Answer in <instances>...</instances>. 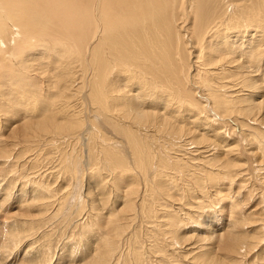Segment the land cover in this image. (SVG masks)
I'll return each instance as SVG.
<instances>
[{
    "label": "bare ground",
    "instance_id": "6f19581e",
    "mask_svg": "<svg viewBox=\"0 0 264 264\" xmlns=\"http://www.w3.org/2000/svg\"><path fill=\"white\" fill-rule=\"evenodd\" d=\"M90 1L0 0V22L3 26L7 23L13 31L15 28L17 36L14 40L13 35L9 37L3 30L6 35L3 36L0 32V40L4 45L6 42L11 45L12 42L14 47L17 42L29 44L28 46L38 44L48 35L52 37L54 30L63 34L60 27L77 31L82 26V17L86 13L90 16V9L94 11L95 26L98 30L105 31L99 33L97 42L88 47L89 51H85V54L88 52L86 60L83 50H78L75 58L83 66L86 65L87 79L82 80L81 86V90L85 92L86 103H90L94 108L96 106L97 111L109 123L108 140L105 137L106 132L102 131L100 136L99 131L96 134L92 132L90 127L94 124L93 119L89 120L82 116V111H76L77 103L68 97V93H63L67 86L69 87L67 83L70 78V70L68 71V67L62 62L68 57L65 54L50 55L51 57L47 58L41 53L40 58L34 60L39 63L37 69H42V72L47 69V65L53 67L51 74H55L57 91L54 95L49 94L48 99L37 96L33 89L18 87L19 90L12 89V92H7L8 88H2L0 182L3 181V184L0 186V250H4L1 252L6 253L3 254L6 258L13 255L28 238H35V232L51 226V220L55 216L62 217L61 224L72 225L73 214H79L78 204L69 217L65 212L72 202L71 199L78 195L76 190L80 178L88 179V183L85 192L86 204L82 210L80 208L79 216L83 214L90 222L85 223L86 226L78 225L81 227L77 228L78 231L84 233L102 224L109 230V234L104 237H97L92 232L88 233L90 236H86L90 237L88 243L94 254L88 264H110L112 261L118 264L120 253L126 255L125 259L129 264H142V252L145 250L142 248L144 251H141L143 243L138 241L136 232L139 231L134 227L140 224H143L147 231L150 230V233L156 231L159 240L169 249H173L174 244L177 248L183 246L184 249L189 236L180 235L182 229L178 226L180 222L175 213L177 207L174 208L173 203L175 194L182 191L183 195L188 196L196 190L206 196L208 193L205 188L208 185L210 188L214 187L216 197H211L212 201H216L219 200L218 192L221 190L219 186L222 181L231 183L236 176L224 174L225 177L228 176L224 179L220 177L219 169L216 173L205 171L202 174L198 169H192L191 174L188 172L192 168L191 162L183 157V153L189 154L188 148H184V143L193 134L190 130L191 124L196 133L197 129L202 131L206 126L211 128L214 123L206 116L208 113L204 114L205 106L195 100L191 92L193 86H206L204 89L209 92L210 106L216 115H239V120L242 119L237 121L239 129L246 131L247 127L250 128L247 130L248 140L249 136L257 134L258 131L257 128L251 127L256 121L255 118L251 120L253 116L250 114L253 113V104L256 103L252 99L253 96L258 97L256 93L264 91L263 84L254 91L255 83H258L260 78L256 75V68L259 66L257 64L264 60V50L261 49L264 44L258 40V37L264 40V0H95L94 7L90 6ZM64 31L66 32L65 29ZM246 31L249 32L248 35ZM203 70L205 74L199 77V72ZM224 81L225 84L222 85ZM70 83L73 84V81ZM233 83L239 84L238 87L242 88L240 90L247 93L232 99L227 86L230 84L233 89ZM234 91L239 90L236 88ZM240 106H244L241 111ZM17 109H22L24 114H20ZM243 117H248V121ZM190 119L193 120L189 121ZM75 127L76 131L70 132ZM101 127L104 129V126ZM211 131L214 137H224L218 128ZM64 133H71V136L63 137ZM65 138L73 139L79 144L78 147L81 145L84 148V152H81L84 156L77 153L65 159ZM187 140L198 144L203 140V136ZM259 150L261 149L257 152ZM179 153H182V158L173 156ZM227 155L226 153L225 156ZM262 155L261 153V157ZM11 158L14 166H20L19 172L21 170V173L25 172L26 175L36 173L37 180L32 177L35 180L30 182L28 178V185L27 182L21 181V176L10 178L12 173L9 180L8 176L7 179L3 177L6 171L1 168L2 165L5 166L3 162ZM210 164L212 167L216 166ZM55 166L59 170L52 173L56 171V174H48L47 168L51 167L49 170H53ZM224 167L229 173L233 165L226 163ZM176 171L179 178L175 176ZM75 174L79 177L76 178ZM54 179H58L56 183L61 185V190L59 186L54 187L56 184L53 186ZM68 179H71L70 185L67 184ZM18 181L22 184L17 187L19 200L16 205L10 204L11 208H6V214H3L4 205L17 197L15 188ZM188 182L194 183V188H188ZM118 201L122 206H114L115 209L111 210ZM161 201L165 202V209L167 206L172 209L171 213L167 211L169 214H161L164 212ZM108 204L109 211L104 222H101L99 211L107 209ZM57 205L60 209L57 208L59 211L55 214L57 209H53ZM230 208L234 209L232 216L236 217L231 226H228L233 230L224 229L219 234L213 232V247L205 248L206 251L198 247L197 253L193 254L196 256L194 263L201 260L199 264H222L223 261L216 258L219 246L222 251L234 253L238 252L239 246L246 245L245 242L242 243L244 236L238 228L246 224L243 218L246 213L239 211L241 208L234 205V199L230 201ZM151 223L156 224L150 228L148 225ZM86 227H89L88 230ZM41 230L39 232H42ZM256 239L259 242L258 236ZM31 245L26 247L27 250L19 263H46L47 252L41 249L44 246L32 249ZM153 248L159 250L161 247L154 245ZM186 251L194 252L191 249ZM67 252L62 253V258L70 257ZM150 254H147V257ZM71 257L73 258L72 255ZM4 262L3 259L0 264ZM80 262L83 260L80 259ZM13 263L19 264L17 259H14Z\"/></svg>",
    "mask_w": 264,
    "mask_h": 264
},
{
    "label": "rangeland",
    "instance_id": "374dc122",
    "mask_svg": "<svg viewBox=\"0 0 264 264\" xmlns=\"http://www.w3.org/2000/svg\"><path fill=\"white\" fill-rule=\"evenodd\" d=\"M174 1H176V0H174ZM9 3H10V1L7 2V4H9ZM95 3H96L95 0H91L90 6L94 7ZM5 9H6V7H5ZM6 11H7V9H6ZM182 12L183 11H181V13ZM93 13H94V11H92L90 9V16H89V14L86 13V15L82 17L81 24H80V26L81 25L82 26L79 30L69 31L65 27H60L62 29L63 34H59V33H57L58 31L54 30L52 32V37L50 35H48L47 38L46 37L43 38V41H41L38 44L36 43L38 46L36 44L28 46L29 44L24 45V44H22V42L18 43L16 41L17 44L14 47V45L12 46V42L10 45L9 43L6 42L5 38H3V40L6 42L5 45L2 44L3 41L0 40V52H1L0 53V91H2L3 87H5L6 89L8 88L7 92H10V91L12 92V89L19 90L18 87H21V89L23 88V89H27V90L33 89L36 91L35 94L37 96L41 95L40 97L43 99L49 97V94L50 95H54V93L56 94V91H57L56 90L57 89V82L55 79L56 77H55V74H51L53 71V67L51 65L50 66L47 65V69L44 72H42V69H40V70L37 69L38 66H40V65L37 61L34 62V60L36 58H40L41 53L45 54L44 56H46L47 58H49L51 56H59V55L65 54L68 57H66L67 59L66 58L63 59L62 62H63V65L65 64L68 67V71L70 70L69 71L70 73L68 72V74H70L69 75L70 78H69L68 83H67V84H69V87L67 86V88L64 90L63 93H66V95L68 93L69 94L68 97L73 98L74 103H77L76 111L80 110V111H82V116H85V118H87L89 120H91V118L93 119V121H94L93 126L94 127L92 125H91L92 128L90 127V129H92V132H94L96 134L99 131V136H100V133H102V131H103V133L106 132L105 137H106V139L109 140V123H107L105 121L106 119L104 118V116L100 112L97 111L96 106L94 108V106H91L90 103H86V101H85L86 97L84 95L85 92H83V90H81V86L83 85L82 80L87 79L86 65L83 66L75 58V54L77 55L78 50H83L84 56H85L84 59L86 60V57H88V54H87L88 52H86V54H85V51H89L88 47L91 44L97 42V39L100 36L99 33L105 31L104 29H102V30L97 29V27L95 26L96 19L93 18ZM4 15H5V13H4ZM0 27H1L0 32L3 34V36H5L6 34H8L7 36H9V37L13 35L14 40L16 39L17 36L15 33V28L13 31L12 29H10V26L8 27L7 23L3 26L1 24V22H0ZM103 28H104V26H103ZM64 29L66 30V32L64 31ZM3 30L6 31V34ZM97 31H98V35L96 36ZM248 33L249 32H247L246 34L248 35ZM7 36H6V38H7ZM44 39H45V41H44ZM261 39H262V37H260V38L258 37L259 42L264 44V40L262 39L263 40L262 41ZM261 49L264 50V45ZM69 56H70V58H69ZM189 64H191V62H189ZM257 65H259V66H258V68H256V71H257L256 75H257V78L260 77L259 78L260 83H259V81H258V83H255L254 91L256 88H260L262 84H263L262 87L264 88V72H263L264 71V60L263 59L260 60L259 64H257ZM203 74H205L204 70L200 71L199 77H202ZM48 75H50L51 77ZM70 79L73 81V84L70 83V81H71ZM233 82L237 83L238 81H236V82L233 81ZM234 83H233V86H235V87L233 89L230 88V86H229L230 84H228V86H227L229 96H231L232 99H236V98L240 97L241 95H243L244 93H247V92H242L241 91L242 88L238 87L239 84L237 85ZM224 84H225V81H224V83H222V85H224ZM188 88H190L189 89L190 91L192 90L191 87H188ZM201 88H202V84H196L195 86H193V90L191 92L194 94L195 100L198 101L201 106H205V109H204L205 113L204 114L206 115L208 113L206 116H208V118L210 120L214 121V123L211 124L214 127L212 126L211 128H209L208 126H206L207 127V128L205 127L206 129H203L202 131H200V129L198 131V129H197L196 133H195L194 130H192L193 129L192 124H191V127H190V125H187L191 128L190 130L193 133L190 136V138H187V139L193 140L198 136H203V140L201 142H199L198 144L193 143V142H188L187 139L185 141L186 144L184 143V148H186V149L188 148L187 153H189V154L185 155V152L184 153L182 152L184 154L183 157L187 158L188 161L191 162L190 165L192 166V168H190V170L188 172L191 174L193 172V171H191L192 169L194 171L198 169V171L201 170L202 174L205 173V171L216 173V172H218L217 169H219V175H220V177H224V179L228 178V176L225 177L224 174H226V175H232L233 174L236 176L233 179L234 181L231 183H229L226 180L222 181V183L219 186L221 188V190L218 192L219 200H216V201H212V199H213L212 197L213 196L216 197V195L214 193L215 189H214V187H211V188L208 187V185L205 188L207 193H208L206 196H203V194H200L196 190L194 193H191V195H188V196L183 195L184 192H182V191H178V193H176L177 195L175 194L173 203H175L174 208L177 207L175 209V213L177 215L178 221L180 222V223L178 222L179 223L178 226L181 227V229H182L180 235H185L187 237L189 236V238H187V239H189V241L187 240V245L184 247V249H182L183 246H182V248L180 246H179V248H177L175 244H174L173 249H169L168 246H164L162 241L159 240L156 231H154V233H150L149 232L150 230L147 231L144 228L143 224H140L139 226L134 225L135 230L139 231V232H136L137 233V239L141 244L143 243L142 247H141V251H144V250L146 251V252L145 251L142 252V254L144 253V255H143L144 261L142 262V264H192V263L193 264H199V262L201 260L194 263L196 256L193 254L197 253V248L201 247L203 250L206 251L209 247H213V245L215 243V241H213V239H212L214 237L213 232L219 234V233H222L220 231H222V230L224 231V229L228 230L229 229L228 226H231L230 225L231 222L236 219V217L232 216L234 209L230 208V201L232 199H234V205L241 208L239 211L242 210V214L246 213V214H244L245 216L243 217L246 224L238 227L239 229H241V232L244 236L242 243L245 242L246 245H243L241 247L239 246L238 252L236 251L237 253L236 252L231 253V252H228V250L222 251V247L220 248V246H219V248L217 249L218 254H217L216 258L221 260V262L223 261L224 264H264V239H263L264 238V156H263L264 155V141H262V140H264V137H263L264 136V103H263L264 91L261 92V90H260L259 92H257L256 96H258V97L253 96L252 99L256 103L253 104L254 110H252L253 113L250 114L251 116H253L251 120H254V118H255V121H256L255 125L251 126V127L257 128L256 129V130H258L257 134L258 135L260 134L263 136H258L257 134H252V136H249L250 138L248 140L247 134L249 133V131H247V130L250 128L247 127L246 131L242 130L241 128H240L241 130L239 129V127L237 125V121H242V119L239 120V117H238L239 115L233 114V115H230L229 117L228 116L224 117L222 114L219 116L216 115V113L214 112V110L210 106V100L208 99V93L209 92H207L204 89V88H206V86L203 87L202 89ZM236 88H237V90H239L238 92L234 91ZM221 90L222 89H220V91ZM66 95H65V97H66ZM81 96L83 98L84 97L85 98L82 99ZM203 97H205V98H203ZM260 100H261V102H260ZM244 106H240L239 110L241 109V107L244 108ZM17 110L21 112L20 114H24L23 113L24 111L22 109H17ZM240 114H242V113L240 112ZM250 115H248V116L250 117ZM243 119L248 121V117H243ZM63 120L61 119V121H63ZM192 120L193 119H190L189 121H192ZM250 123L251 122H249V124ZM252 123H253V121H252ZM256 124H258V125H256ZM98 125L100 126V128ZM101 126H104L103 127L104 129H102ZM1 128H3V126L0 124V134H1V130H2ZM95 128H97V129L95 130ZM215 128H218L220 130V132H222V135L224 137H221L220 139L218 137H214L215 135L213 134V132L211 130L215 131ZM75 129H76V127L70 132H75L76 131ZM64 134L65 135H62L63 137H67V136L70 137L71 136L70 135L71 133H64ZM255 137H256V139H255ZM65 140H67V144L63 145L64 146L63 148H65L64 154H67V155H65V159H69L70 155H75L77 153H80L82 156H84V153H81V152H84V148L81 145L78 147L79 144L70 138H65L63 141H65ZM256 140H258V141H256ZM178 145L176 147H178L181 150V147H179ZM227 145H228V147H226ZM74 146L76 149L74 148ZM261 147H263V148H261ZM258 149H261V150H259V152H261L263 154L262 155L263 158L261 157V153L257 152ZM223 151H224V153H223ZM182 153H179L180 155L174 154L173 156L182 158ZM226 153L228 154L227 156H225ZM216 156H220V157H216ZM223 157H225V158H223ZM12 160H13V158L9 159L8 161H4V162H6V163L3 162V164H5V166L1 164L2 170H3V168H5V170H6V171H4L5 176H3V177H5L7 179L6 176H8L7 180H9L10 176H11L10 178H13V176L14 177H17V176L20 177L21 176L22 177V178L20 177L21 181L22 182L25 181L27 183H28V181H27L28 178H29V181L35 180V179L37 180L36 173H34V175H32V174L26 175L25 172H23L24 174L21 173V170L19 172L20 166L19 165L14 166L12 164ZM214 161H216L217 163H215ZM218 161H220V162H218ZM210 163L215 164L216 166L212 167V165ZM219 163H220V165H219ZM226 163H230L231 165H233V167L231 168L232 171L229 170L230 171L229 173L224 167V164H226ZM222 167H223V169H222ZM49 168H51V167L47 168V172L49 171L48 174H50V175L56 174V171L54 173H52L54 170H59L58 168H56V166L54 167L53 170H51V169L49 170ZM13 171L16 174L13 173ZM100 172H104V171H100ZM168 172L170 173V171H168ZM10 173H12V174L10 175ZM107 174H109V173H106V175ZM175 174H176L175 176L179 175L177 173V171L175 172ZM193 174H197V173H193ZM193 174L191 176H193ZM74 176L76 178L79 177L77 174H75ZM105 176H103V177H105ZM32 177H35V179H33ZM177 178H179V176H177ZM68 180H69V183L67 182V184L70 185L71 179H68ZM87 180H85V178L84 179L80 178L78 180V182H79L78 186H79V188H81V190L77 186L76 191L78 192V195H76L75 198L71 199L72 202H70L69 207L65 212L68 215V217H69L70 212L72 213L75 210L74 208H76L77 204H78V209H77L78 212L77 213H79V214H80L81 210L83 209L82 207H84V205L86 204L85 203L86 202V198H85L86 193L85 192L87 189L86 188L87 183H88ZM21 181L17 182L18 184L15 188V192H16L15 196H17V191H18L17 187H19V185H22V184H20ZM57 181H58V179H56L53 182V186L56 184V186H54V187L59 186L60 187L59 189L61 190L62 187L60 184L57 185V183H56ZM82 181H83V183H80ZM105 181H106V179H105ZM64 182H66V181H64ZM1 183L3 184V181L0 182V186H2ZM188 183L190 184L189 186H187L188 188H194L193 187L195 185L194 183L193 184H191V182H188ZM82 184H83V186H82ZM28 185H30V184L28 183ZM107 185H109V184L107 183ZM89 186H90V182H89ZM170 190H173V189H170ZM172 193H174V192H172ZM210 193H211V195H210ZM227 193H228V195H227ZM78 196H79V198H77ZM81 197H82V199H81ZM190 197H191V199H190ZM196 197H198V198H196ZM18 200H19V196H17L15 200L9 201L7 203V205H4L5 207H3L2 213L6 214L5 213L6 208L10 209L11 208L10 204L16 205V202H18ZM75 201H77V202L75 203ZM83 201H84V203H83ZM210 201H212V202L208 203ZM237 201H238V203H237ZM119 202L120 201L114 203L115 205H113V208H110V209L112 210V209H115V207H118V208L121 207L122 205H121V203L119 204ZM161 204L164 207V210H163L164 212H162L161 214L167 213V211L169 213H171L172 209H170L168 206L166 207V209L167 208L168 209L167 210L165 209V206H166L165 202L162 203V201H161ZM179 207L182 209H180ZM228 207H229V209H228ZM57 208H59V205H57L53 210H56ZM80 208H81V210H80ZM59 209H57L54 213L58 214ZM107 211H109V204H108L107 209H105L104 211H101V212L99 211L98 217H101V222H104V218H106ZM250 212H252V213H250ZM169 213H167V214H169ZM230 213H231V215H230ZM79 214H78V216H76L77 214L76 215L73 214L72 217L74 218L73 219L74 221L71 222L72 225H70V226L66 225L65 223H62V224L60 223V221H61L60 219L62 218L60 215L55 216L54 219L51 220L52 221V223H50L51 226L47 225L48 228L45 227V228H42V230L40 229L42 232H39L40 230L35 232V234H34L35 238L34 237H33V239L28 238V240L24 244L20 245L18 247V249L13 253V255L9 256V258L8 257L6 258V255L3 256V254H6V253L1 252V251H4L3 249H1L0 250V253H1L0 254V262H3V259H4L5 262H7V263L4 262L2 264H16V263H13V261H14V259H17L18 263H19L20 259L23 257L24 253L26 252L28 246L33 243L32 244L33 247L31 245L32 249L34 247L40 248V247L44 246L43 248H41V249H43V251L45 253L47 252V254H46L47 258L45 260L46 263H44V264H84V263L88 264V263H90L92 261L91 259H92L94 254L92 253V248L89 247V243H88V241H90L89 240L90 237L88 238L86 236L88 235V233L92 232L93 234H96L97 237H99L100 235H101L100 237H104V235L109 234V230L107 228H104L105 225L102 224L101 225L102 227L101 226L100 227L94 226L93 228H91V230L90 229L88 230L87 228H89V227H86V229L88 231H86L84 233H87V234L80 233V230L78 231V229H80L81 227H79V226H83V225H85V223L87 224L90 221L87 220V218H85L83 216V214H81L80 216H79ZM104 215H105V217H104ZM74 216H76V217H74ZM164 216H166V214ZM210 216L212 218H209ZM213 217H214V220H212ZM231 217L233 219H231ZM1 220L2 219H0V221ZM162 220L164 221L165 219L162 218ZM156 222H159V221H156ZM0 223H2V222H0ZM154 224H156V223H151V225L149 224L148 226H150V228H152V226H154ZM145 225H147V223H145ZM132 228H133V226L131 227V230H132ZM163 229H164V227H163ZM231 229H232V227L229 230H231ZM153 230H155L154 227H153ZM93 231L96 233H94ZM140 232H141V234H140ZM42 234L44 237L42 236ZM144 234H145V236H144ZM88 236H90V235H88ZM155 236H157V237H155ZM257 236L260 238L259 242L256 239ZM148 237H149V239H148ZM252 237H254V239H252ZM150 238H151V240H150ZM155 238H156V240H155ZM157 238H158V241H157ZM48 239H49V241H47ZM211 240H212V242H211ZM46 241H47L48 245L46 244ZM153 241L155 243H152ZM156 242H158L159 244ZM154 245H157L158 247H161V248H159V250H158V248L154 249L153 248ZM172 246H170V247H172ZM163 247H164V249H163ZM119 248H122V247L119 246ZM142 248L144 250H142ZM152 248H153V250H152ZM205 248H207V249H205ZM161 249H162V252H161ZM189 249L194 250V252L191 253V252L186 251ZM174 250L176 253L175 252L173 253ZM147 251H150V252H147ZM65 252H67L68 255L70 254L69 258H67V257L62 258V253H65ZM74 252H76V253H74ZM146 253L147 254L151 253V254H150V256L148 255V257H147ZM71 255L75 259H73L71 257ZM125 256H126L125 254H121V253L119 254L118 260H120V261L118 264H129L127 262V259H125ZM144 256H146V257H144ZM163 256H164V258H163ZM1 259H2V261H1ZM80 259H82L83 262H80ZM110 262H111V260L109 261V263ZM114 262L112 261L113 264H114ZM112 263H110V264H112ZM19 264H21V263H19Z\"/></svg>",
    "mask_w": 264,
    "mask_h": 264
}]
</instances>
